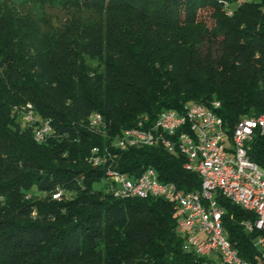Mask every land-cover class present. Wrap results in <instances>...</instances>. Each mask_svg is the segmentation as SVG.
Segmentation results:
<instances>
[{"label":"trees","instance_id":"1","mask_svg":"<svg viewBox=\"0 0 264 264\" xmlns=\"http://www.w3.org/2000/svg\"><path fill=\"white\" fill-rule=\"evenodd\" d=\"M58 1L62 15L41 19L0 0V264H200L205 256L184 247L177 203L116 197L106 168L154 166L160 179L198 191L181 152L121 149L117 138L189 101L219 100L229 132L264 115V0ZM27 103L32 122L19 117ZM97 148L103 163L91 160ZM248 153L264 165L262 130ZM218 198L239 254L264 264V229L246 227L254 212Z\"/></svg>","mask_w":264,"mask_h":264},{"label":"built area","instance_id":"2","mask_svg":"<svg viewBox=\"0 0 264 264\" xmlns=\"http://www.w3.org/2000/svg\"><path fill=\"white\" fill-rule=\"evenodd\" d=\"M219 100L206 104L189 101L182 109L166 108L155 122L144 126L124 129L142 131L149 134V140H158V144L171 147L185 155L184 166L198 172L203 179L204 192H208L211 211L201 213L193 199V189L180 187L173 180L160 179L154 166L146 167L137 175L121 171L108 165L111 170L109 181L116 197L163 196L174 200L178 205V231L184 238V247L199 255L210 253V260L200 264H255L242 257L228 237L223 223L224 206L218 196L222 195L245 209L254 212L255 219L246 221L248 230L264 229V165L252 159L248 153V141L256 129L264 132V115L245 118L237 127L233 138H225L226 124L217 108ZM26 114H31V122L36 115L31 103L26 104ZM190 116V124L182 125V117ZM213 118H220V126H213ZM47 121L37 127V138ZM123 131L116 145L125 149L135 145V139H123ZM91 160H102L104 156L97 148ZM62 191H55L54 198H60ZM264 247V235L256 239Z\"/></svg>","mask_w":264,"mask_h":264},{"label":"bare ground","instance_id":"3","mask_svg":"<svg viewBox=\"0 0 264 264\" xmlns=\"http://www.w3.org/2000/svg\"><path fill=\"white\" fill-rule=\"evenodd\" d=\"M31 118V114L28 115ZM101 121V116L98 113L94 114L93 123H99ZM244 120L238 122L235 127L229 132V127L226 126L224 128V136L225 138H233V134L236 133L237 127L241 126L244 123ZM48 124V123H47ZM190 124V116H183L182 117V125H189ZM213 126H220V118H213ZM48 130V126H44L40 132V139H43L44 133ZM38 139V138H37ZM123 139H135L136 144H158V140H149V134H144L142 131H133V130H126L123 131ZM169 151H171V147L164 146ZM95 163H99L100 160H92ZM109 177H111V170L107 171ZM201 178V176H200ZM203 188V179L201 178V187ZM198 191H193V199L196 203V208H201V213H208L211 211V203L210 199H208V192H204L203 189H196ZM203 257L205 256V260H210V253L209 252H202Z\"/></svg>","mask_w":264,"mask_h":264},{"label":"rangeland","instance_id":"4","mask_svg":"<svg viewBox=\"0 0 264 264\" xmlns=\"http://www.w3.org/2000/svg\"><path fill=\"white\" fill-rule=\"evenodd\" d=\"M9 1L14 2L16 4H19V5H23V6L32 8L36 12V14L38 15V17H40L41 19L42 18H45V17H48L49 18L51 14L57 13V12L59 13V15H62V12L60 10L62 4L58 0L57 1H54V2H49V1L43 2L41 0H9ZM206 13L207 12L202 9L201 15L206 16ZM89 60L92 61L90 58H89ZM25 115H26V118L31 122V118H29V116H28L29 114H26V111H24V113L23 112L20 113V116L19 117L21 119H25L24 118ZM44 119H46V118H44ZM47 123L49 124V122H47ZM36 130H37V128H36ZM72 194H73V191H70V192H67L65 195L66 196H70ZM30 215H31L32 218H36V216H37V208H33L31 210V214Z\"/></svg>","mask_w":264,"mask_h":264}]
</instances>
